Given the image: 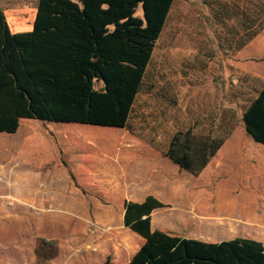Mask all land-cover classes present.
Masks as SVG:
<instances>
[{
	"label": "rangeland",
	"instance_id": "1",
	"mask_svg": "<svg viewBox=\"0 0 264 264\" xmlns=\"http://www.w3.org/2000/svg\"><path fill=\"white\" fill-rule=\"evenodd\" d=\"M254 1L260 0H174L135 97L130 130L26 118L16 132H0V264H35L41 239L66 250L61 264L71 263L73 247L92 251L86 261L94 260L95 252L109 249L104 264H125L137 244L113 254L116 240L128 239L121 232L115 203L117 194L124 193L122 188L115 189L125 183L124 177L111 181L103 171L111 164L118 168L128 164V171L134 170L132 176L141 177V168L145 174L141 161L149 160L146 150L129 151L136 154L129 159L118 157L127 152L120 150V143L142 137L154 141L159 170L170 181L159 192L166 203L164 230L189 235L194 227L187 228L185 218L214 211L213 195L219 183H235L237 189L246 185L264 205V174L256 178L249 171L262 161L264 146L246 149L254 141L235 112L231 127L209 124L203 128L221 130L219 135L226 138L198 175L180 169L163 151L170 135L185 128L191 115L219 118L226 113L221 96L226 77L223 65H239L247 59H233L222 43L232 30L247 31L244 15L251 12ZM37 2L0 0V6L14 28H26L34 21ZM136 14H141L140 6ZM244 98L241 95V110ZM236 140L241 149L231 150L226 160L227 148ZM46 262L56 264V259Z\"/></svg>",
	"mask_w": 264,
	"mask_h": 264
},
{
	"label": "trees",
	"instance_id": "2",
	"mask_svg": "<svg viewBox=\"0 0 264 264\" xmlns=\"http://www.w3.org/2000/svg\"><path fill=\"white\" fill-rule=\"evenodd\" d=\"M173 2L38 0L32 29L21 32H11L0 8V132L14 133L20 118L130 130L135 97ZM253 6L244 15L247 31H230L226 50L240 49L264 29V3ZM240 119L246 134L264 145V87L242 105ZM225 138L178 129L164 156L198 175ZM164 206L152 194L125 200L123 224L144 238L128 264H264V245L255 239L207 242L153 229L151 212ZM56 253L41 239L35 264H49Z\"/></svg>",
	"mask_w": 264,
	"mask_h": 264
},
{
	"label": "crops",
	"instance_id": "3",
	"mask_svg": "<svg viewBox=\"0 0 264 264\" xmlns=\"http://www.w3.org/2000/svg\"><path fill=\"white\" fill-rule=\"evenodd\" d=\"M1 9L3 10V8ZM5 18L9 26L10 23L6 15ZM32 26L33 22L26 28H14L12 25L11 28L10 26L9 28L11 32H21L31 30ZM231 56L233 59L237 58L247 60L243 64L239 63V65L237 63H235L237 65H234L233 63H230V65H223L226 77L222 82L224 88L221 89V96L224 102L223 106L226 110V113L219 118L213 116L208 117L207 115H203L198 118L197 116L192 117L191 115L189 117L190 122H188L183 129L191 127L195 131L206 133L203 128L205 126L208 127L209 124H214L221 127H231L233 125L234 112L239 117H241V95L246 97L245 102L248 105L264 87V29L251 40L246 42L240 49L231 52ZM260 58H262V60L257 61ZM232 61L233 60H231V62ZM22 119L26 118H20V121ZM220 131L221 130H207V132H211V134L216 136L219 135ZM137 134H140V132H137ZM142 138L143 140L120 143V150H126L127 152H120L118 157L123 155L127 156L129 159V157L136 155L132 152L130 153L129 151H134L137 149L146 150L147 154L149 155V160L141 161V165L145 166L144 169H146L145 174H143L144 171H142L141 168L138 171L141 172V177L132 176L134 170L128 171V164L125 166L121 165L120 168H118L116 165L112 166L111 164L103 171L105 177H108V180L111 181H117V177L119 176L124 177L122 181L125 183H119L115 188L117 191L121 188L124 189V193L117 194L115 203L119 204V217L120 220H122L123 226L121 232L123 235H128V239H125L124 242L117 239V244H114L117 249L113 250V254H121L125 252V249L127 250L129 246L137 244L135 249L129 254L125 264H128L132 255L144 242V238L141 235L124 226L123 224L125 200L140 202L147 195L152 194L162 201L160 196L161 194L159 192L161 189L167 188L170 185L169 179L161 174L159 170L157 162V146L155 145L154 141L151 140L152 138L150 140H146L144 137ZM247 145L248 146L246 149L248 151H255L256 148L259 149L260 145L264 146L263 144L256 141H254V143L250 142ZM240 147L241 146L237 140L235 142L233 141V143H231V145L227 148L228 152L225 159L229 160L231 157V150H239L241 149ZM260 157L262 161L259 163V165H253L249 167V171L254 172V176H256V178L264 174V155H260ZM134 159L137 165L139 161L137 158ZM41 160L42 159H39L37 162L40 163L42 162ZM29 163H31V161ZM129 181L137 182V184H129ZM210 195L212 196V194ZM213 196L215 197L214 211H201L198 217H192L193 215H191L185 218V226L187 228L191 225L194 227L191 231L188 230L190 232L188 233L189 235L175 234L163 229L165 215V209L163 207H161L163 210L156 208L151 212L152 228L162 230L172 235L195 238L207 242H220L222 240H228L235 237H246L261 241L264 245V205L257 201L258 197L255 196V193L251 192L248 186L240 185V189H237L235 183H219L216 185ZM72 207L77 208L75 205ZM160 212H164L163 215H160ZM108 250L109 249H104V251L95 252V259H88L87 262L85 257L91 255L92 251H82L80 248L74 249L73 247L71 250V263L68 262L66 264H104L105 254L108 252ZM65 252V249H63L60 245H57V253L55 255L56 264H61V258H63Z\"/></svg>",
	"mask_w": 264,
	"mask_h": 264
}]
</instances>
